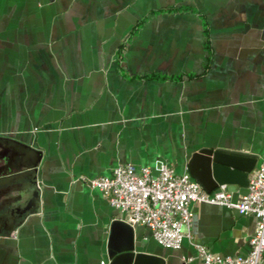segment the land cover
Masks as SVG:
<instances>
[{"label": "crops", "instance_id": "crops-1", "mask_svg": "<svg viewBox=\"0 0 264 264\" xmlns=\"http://www.w3.org/2000/svg\"><path fill=\"white\" fill-rule=\"evenodd\" d=\"M0 137L23 151L0 145L12 173L36 168L0 185V264H108L111 223L127 215L85 178L127 163L183 173L204 147L255 154L259 167L264 0H0ZM226 186L234 200L247 192ZM192 208L197 241L249 252L253 215ZM133 226L166 264H203L188 240L166 248Z\"/></svg>", "mask_w": 264, "mask_h": 264}, {"label": "built area", "instance_id": "built-area-1", "mask_svg": "<svg viewBox=\"0 0 264 264\" xmlns=\"http://www.w3.org/2000/svg\"><path fill=\"white\" fill-rule=\"evenodd\" d=\"M84 181L100 189L113 207L126 213L127 222L148 227L166 248H180L188 240L203 264H264V157L249 178L247 192L238 200L233 199L226 185L209 192L188 170L177 173L172 165L164 163L154 168L119 164L109 176ZM199 202L225 205L256 218L246 255L217 254L196 240L192 207ZM185 260L193 257L186 256Z\"/></svg>", "mask_w": 264, "mask_h": 264}, {"label": "water", "instance_id": "water-1", "mask_svg": "<svg viewBox=\"0 0 264 264\" xmlns=\"http://www.w3.org/2000/svg\"><path fill=\"white\" fill-rule=\"evenodd\" d=\"M0 145L4 152L7 149H13L15 153L23 152L12 139L0 137ZM0 159L6 162L0 167L2 169L0 173L6 174L0 177V185L14 181L10 185L19 187L21 182H16L15 179L21 177L35 179L36 168L33 167V163L24 164L27 166L26 171H21L19 168L21 165L18 167L19 171L12 173L14 162L9 160V155L2 152ZM257 163L258 156L252 153L230 148L204 147L192 152L188 161V171L205 190L212 192L221 185L238 184L241 187H248L250 174ZM144 247L143 243L136 240L135 227L132 224L123 219H115L111 223L108 264H166L162 255L147 252Z\"/></svg>", "mask_w": 264, "mask_h": 264}]
</instances>
